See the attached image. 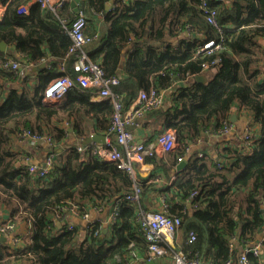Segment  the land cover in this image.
I'll return each mask as SVG.
<instances>
[{"label":"trees","instance_id":"trees-1","mask_svg":"<svg viewBox=\"0 0 264 264\" xmlns=\"http://www.w3.org/2000/svg\"><path fill=\"white\" fill-rule=\"evenodd\" d=\"M1 1L5 10L0 19V42L13 45L20 55H9L0 49V195L3 201L18 200L19 207L13 209V215L21 211L22 217L31 222L32 233L23 246H13L9 253L0 249V264L11 257L23 264H130L137 257L133 252L136 249H145L144 258L151 260L149 243L141 232L133 230L135 205L123 195L115 198L113 209L117 214L110 232L104 235L98 223L80 226L82 231L76 226L70 229L68 225L57 227L52 223L54 207L66 201H73L82 211L76 200H109L117 193L118 186L114 184L119 182L129 190L131 177L113 162L104 161L89 150L79 153L71 148L57 162L54 159L46 177L15 165V155L8 149L11 133L22 128L39 134L46 132L53 144L54 136L64 131L53 120H69L83 112L109 121L113 105L104 98L92 101L90 98L98 95L97 90L79 86L67 92L58 104H45L42 95L54 77L77 74L73 69L75 57L68 54L72 41L63 25H71L78 14L72 12L67 1L55 13L32 4L27 14L18 13L17 9L29 0ZM108 1L79 0L78 10L83 12L86 22L101 18L106 24L96 47L87 53L94 61L102 54L105 75L112 76L122 48L132 42L128 63L133 74L129 72L113 87L124 108L139 89L148 87L150 74L159 79L172 76L173 81L182 82L163 113L164 128L173 130L176 136V161L178 156L187 154L185 148L206 131L212 120L218 122L217 131L230 123L228 112L235 102L259 124L258 132L249 124L245 128L250 133L248 140L240 135L239 144L217 152L215 160L206 162L191 155L184 171L173 179L174 191L169 199L172 202L165 200L166 214L178 216L180 226L196 233L195 241L183 249L202 258L207 256L212 260L203 259L214 264L234 259L235 251L230 249L229 242L235 236L245 244L260 234L259 243L264 249V78L260 77L264 48L258 42L264 37V0H204L217 9L221 36L206 21L199 8L201 0H112L110 9L105 10ZM187 24L202 38L197 39L193 33L194 38L180 40L179 46L164 44V48L157 50L162 40L179 36ZM84 31L87 34L86 27ZM209 39L219 41V48L203 58L194 57L198 47ZM46 58L51 60L47 62ZM60 59H64L63 71L57 63ZM214 59L218 61L210 68L214 67L216 72L206 81L196 80L201 64ZM6 60L21 64L43 60L45 66L40 69L39 79L27 85L26 75L3 66ZM8 81L11 86L4 96ZM50 130L56 134L53 136ZM49 151L56 157L52 148ZM83 154L89 156L85 159ZM148 159L145 155L143 161ZM137 182L141 192L146 185ZM249 259L251 264H260L251 254Z\"/></svg>","mask_w":264,"mask_h":264},{"label":"crops","instance_id":"crops-1","mask_svg":"<svg viewBox=\"0 0 264 264\" xmlns=\"http://www.w3.org/2000/svg\"><path fill=\"white\" fill-rule=\"evenodd\" d=\"M71 1L72 0H67L70 9L72 10V12L76 14L73 7L71 6ZM107 3H109V9H110L112 0H109ZM107 3L105 4V10H107L106 9ZM32 4L34 3L31 2L29 3L30 6ZM4 10H5V5H3L2 1L0 0V19L3 17ZM41 10L44 9L41 8ZM98 17L99 18L101 17L100 14L98 15ZM64 22H66V20H64ZM105 26L106 24H104L101 18L95 22H89V21L87 22L86 24L87 35L94 36V39L84 46L86 53L96 47L99 36L101 35L102 32L105 31ZM217 30L219 35L221 36L222 35L221 28L220 30L219 29ZM187 37L194 38L193 33L187 34L184 30V32L177 37L176 36L170 38L168 37L165 39V42H163L162 40L160 42L161 45L159 43L160 48H157V50L160 51L162 48H164V44L165 45L171 44L173 47H176L177 45L179 46L180 40ZM258 42H259V47L264 48L263 36L259 38ZM131 50H133V44L131 41H129L122 48L121 57L119 58L116 67L113 69L114 75L119 77V81L127 77L129 72H131L129 74H133V72L130 70L131 67L129 66L128 63V59H129L128 53ZM2 51L9 53V55L11 53H15L18 57L20 55L17 51L16 52L14 51L13 45L6 44L5 49ZM46 51L48 52V47H46ZM194 57L196 56L194 55ZM45 60L48 62L51 59L46 58ZM63 60L64 59L57 60V63L60 64L62 63ZM101 61H102V54L97 57L96 62H98L101 65L102 64ZM260 64L262 65L260 77L264 78V63L260 62ZM44 66H45V62L43 60H40L35 64L22 63V67H23L22 76L24 75L27 76L28 78L27 85H33L34 81H37V78L39 79L38 75L40 74V69ZM215 72L216 69L214 67L205 70V72L202 73L205 76L204 81H206ZM147 77H148L147 80L148 87L144 90L149 91L152 88L157 89L163 93L164 98H163V106L158 109H153L151 111L146 112L138 120L140 125L134 128L135 141L137 143H142L145 146L146 149L145 155L148 156L149 158L148 160H145L142 163H138L134 166L135 176L137 180L143 182V184L146 185L143 187V190L140 192L138 199L131 201L136 208L135 211L136 219H135V223H133V230L139 231L142 234L143 232L140 229V222L143 213L146 211L161 210L163 203L164 204L166 203L165 200L168 202V204L169 203L171 204L172 201H169V199L170 197H172L174 191V186L171 185L172 181L180 171H184L191 155L196 154L197 157L205 159L206 162H208V160H215L217 152L221 153L224 149L229 147L232 148L236 144H239L241 132L249 124H252L257 132L259 129V124L253 119L252 115L241 109L238 102L237 103L235 102L232 104L228 112V120L230 121L231 124V130L226 133L215 130L218 122L215 119L212 120L207 125L206 131L202 132L200 137L196 138L195 140L189 143V151L187 154H185V158L187 157L186 165L180 170H177L176 165L178 163L175 160V153H174V151L176 150H172L170 152H164L161 146L156 143V137L159 133L165 130H170L164 128L163 113L171 105L172 93L177 90L178 88L177 86H179L180 83L182 82L178 79L177 81H173L172 76H170L169 78L163 76V79H159L158 76L155 77L154 75L152 76L150 74ZM6 86L7 88L4 91V96L8 93L9 86H11V82L8 81L6 83ZM141 90L142 88L139 89V91ZM66 96L67 93L59 101L56 102L44 101V103L47 105H55L63 101L66 98ZM137 96L134 98V100L137 98ZM90 99L92 101H99L102 100L103 98L98 95H92ZM53 123L56 126L61 127L64 131L63 134L55 135L56 131L50 130L53 136L55 135L54 136L55 142L52 145H49L45 141H39L33 144L30 141L29 137H15L14 133L10 134L8 149L15 155L14 162L16 166L21 165L23 167H27V165H29L30 163L42 165L46 154L51 148L56 153V157H55L56 162L58 161V158L61 157V155L65 156L67 151L70 150L71 148H75L76 151H78L79 153L87 152L88 145L92 143H99L98 141H90L86 143L88 137H90L92 134L95 133L97 135H103L104 140L108 137L109 140L115 143L114 135L107 134L109 128V121L108 119L105 120L102 116H100V118L97 119L93 117L91 114L86 115L83 112H79L78 114L75 115V117H72L69 120L64 119L61 122L53 120ZM107 125H108L107 129H102V126H107ZM79 145H85L86 148H84L82 151H79L77 150V147ZM88 156L89 155L83 154V158L85 159ZM117 184L118 183L114 184V186H118L117 193L111 199L109 200L104 199L99 201L93 197H90L82 201L76 200L75 202H80V205L82 206V212L80 209L76 213L70 212L67 214V216L64 218L63 221L56 223L52 222V223L56 224L57 227H61L62 225H68V228L70 225H72V227L76 226L78 227L79 231H82L80 226L87 227L89 224L98 223L99 224L98 227L99 226L101 227L103 235L109 233L111 230V224L114 222L115 219L114 217L113 220H110L109 217L112 213L113 207L115 206L114 205L115 198H118L120 195H123L126 192L130 191V189H133L134 185L137 184V181L132 179L129 190H126L125 183L119 182V185ZM173 198L175 199V202L178 201V198L176 196H173ZM187 203L188 202L186 200V204ZM165 205L167 209L168 206L167 203ZM18 207H19V202L17 199L11 198L10 201H3L2 195H0V225L13 222L14 226L11 232L13 235L19 236L20 241L18 243V246H23V244L29 240V237L32 233V226L29 220L22 217L20 213L21 211L20 212L16 211L13 215V209ZM83 212L88 213L91 221L82 218ZM72 227H70V229ZM190 231L191 230L186 231L184 226H180L177 229L174 237L166 241V243L164 244L166 247V253L160 259L146 260V258H144L146 255L145 249H143L142 251L140 249H136L135 251L133 250V252L135 253V255H137V257L131 259L130 264H172L171 249L184 250L183 248L187 243L186 238L188 237V233ZM2 237H5V239L2 240ZM10 239L11 236L9 234L3 235L2 233H0V249H3L5 253L6 252L9 253L12 251L13 245ZM261 239H262L261 235L258 234L257 236H255V239L244 244L240 242L237 236L231 238V242H229L230 249H233L235 251V256L234 259L231 260V264H236V260H237L236 256L244 247L251 246L254 243L260 242ZM261 246H260V255L257 257V259L258 262H260V264H264V249ZM203 258L212 260L207 256L206 257L204 256ZM5 264H23V263L11 257L9 261Z\"/></svg>","mask_w":264,"mask_h":264},{"label":"built area","instance_id":"built-area-1","mask_svg":"<svg viewBox=\"0 0 264 264\" xmlns=\"http://www.w3.org/2000/svg\"><path fill=\"white\" fill-rule=\"evenodd\" d=\"M67 0H29L28 2L21 4L17 12L27 14L29 11V3L37 4L40 8L57 12ZM200 10L204 13L206 21L212 26L220 30L216 21L217 9L210 7L204 0H201L199 5ZM77 18L66 27L65 31L70 37L72 43L68 49V54H73L75 60L73 62V69L77 73L75 77H70L67 74H61L54 77L45 87L42 95V101L44 102H56L59 101L67 92L74 87H93L97 90L98 96L109 99L113 105V111L109 119V128L107 134H113L115 137V143L108 139L103 143H92L88 145L90 153L95 154L104 161L113 162L116 168L129 174V176L136 180L134 166L138 163H142L146 153L145 146L142 143H137L134 138V128L140 125L139 119L146 112L159 108L163 104V93L157 89L151 90L142 89L139 91L137 98L132 101L127 107H123L121 103V96L117 93L113 87L119 83V77L116 75L107 76L102 66L90 59L86 53L84 46L94 39V36H89L84 31L86 27V17L79 11ZM185 32L187 34L195 33L197 39L202 38V34L194 29L190 24L185 25ZM220 46L219 41L215 39H209L204 41L197 49L195 56L203 58L210 54ZM218 59H214L211 63L204 62L201 64L202 74L205 70L210 69V66L216 63ZM31 63V62H30ZM60 69L63 71L64 62L60 63ZM4 67L11 70L18 71L23 74V67L20 61L6 60L3 64ZM231 130V124L225 123L221 129L226 133ZM15 137H29L30 141L34 144L39 141H45L49 145L52 144L51 135L48 133H34L30 129L22 128L14 133ZM244 137L248 140L250 133L248 129H245L241 134V138ZM156 143L161 146L164 152L172 151L176 146V136L173 130H165L159 133L156 137ZM86 148L85 145H79L77 150L82 151ZM189 147L185 148V153H188ZM55 155L49 151L42 165L30 163L27 165V171L32 174L36 173L41 177H46L53 166ZM185 159V155L177 157V163ZM140 194L139 183L134 185L131 191L126 192L123 196L131 201L137 200ZM79 205L73 201H66L61 205H57L53 209L51 220L53 223L61 222L67 216L68 213H76L79 210ZM82 212V211H81ZM115 209L112 210L110 220L115 217ZM82 218L90 220L87 212L82 213ZM91 221V220H90ZM181 220L178 216H168L166 214V205L163 203L161 210L146 211L143 213L140 222V229L147 242L149 243L150 259L159 258L166 253L165 243L172 239L180 227ZM14 223L9 222L7 224L0 225V233L3 235L11 236V243L13 246H18L20 238L18 235H13ZM72 225L69 226V228ZM196 239V233L190 231L186 238V244H191ZM259 242L254 243L251 246L244 247L240 252L236 264H251L249 254L253 257L260 255ZM172 251V264H214L211 261L204 260L199 257L197 253H194L190 249H171ZM225 264H231V261L227 260Z\"/></svg>","mask_w":264,"mask_h":264},{"label":"water","instance_id":"water-1","mask_svg":"<svg viewBox=\"0 0 264 264\" xmlns=\"http://www.w3.org/2000/svg\"><path fill=\"white\" fill-rule=\"evenodd\" d=\"M78 3H79V0H72L71 1V6L73 7V9L76 13L78 12ZM109 3H107V5H106L107 10L109 9ZM5 45H6V43L1 41L0 42V49L4 50ZM195 79L198 81H204L205 76L203 74H197V75H195ZM90 141H98L99 143H103L104 142V136L103 135H97L96 133L92 134L90 137H88V139L86 140V143L90 142ZM186 160H187V157L183 161L178 162V164L176 165L177 170H180L181 168H183L186 165ZM3 239H5V237H2V240Z\"/></svg>","mask_w":264,"mask_h":264}]
</instances>
